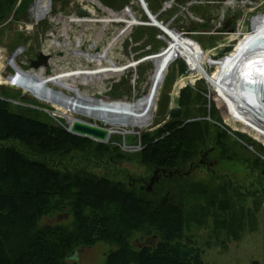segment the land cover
Returning a JSON list of instances; mask_svg holds the SVG:
<instances>
[{
  "label": "rangeland",
  "instance_id": "rangeland-1",
  "mask_svg": "<svg viewBox=\"0 0 264 264\" xmlns=\"http://www.w3.org/2000/svg\"><path fill=\"white\" fill-rule=\"evenodd\" d=\"M35 1L24 0L19 7L21 0L16 4L14 0H0V76L2 81L15 82L14 85L0 83V98L9 101L16 112L34 116L38 110L36 117L68 127L67 118L59 112V107H65L69 118L74 116L101 124L99 103L106 97L111 109L133 108L121 113L120 125L113 112H106L115 128L108 142L120 145L121 131L133 129L132 125L135 130L140 129L141 134L154 130L173 118L169 115L171 107L182 108L180 118L186 121L202 120L206 115L215 126L211 128V137L216 136L217 126L227 130L224 140L229 146L228 152L220 158L215 155L223 156L221 151H212L209 157L214 165L211 169L203 164L205 167L201 169L193 168L190 176L204 181L213 178L219 188H225V193L211 192L216 196L189 198L184 203V236L204 249V264H254L255 261L264 264V171L250 164L256 162L253 160L257 156H261L259 162L264 161V133L259 134L255 129V123L264 120V111L256 108L262 114L250 117L213 87L192 60L175 50L162 54L171 38L160 28L147 24L150 21L139 0H98L99 5L90 0H50V13L40 19L33 16ZM145 2L151 12L182 36L191 48L213 59L226 57L219 64L207 63L205 67L233 97L239 101L244 98L242 77L248 53L227 56L242 48L257 53L264 45V0ZM78 8L88 12L78 13ZM132 10L140 24L133 21ZM76 39H81L80 44L76 45ZM112 42L117 44L109 51ZM85 50L96 57V66L86 60H82L85 67L81 66L80 58ZM39 51L51 57L42 65L41 74L34 75L30 72L29 60ZM67 52L71 55L65 56ZM153 56L157 57L154 61L149 59ZM128 63L131 65L118 74V65ZM89 68L95 69L103 88L93 85ZM190 68L199 70V76L192 75L196 70ZM29 81L31 83H25ZM35 83L37 86L33 88ZM16 85H23L27 92ZM175 86L178 87L177 102ZM186 88L184 100L180 101L182 90ZM30 92H35L36 97L24 98ZM240 117L246 120L243 125L239 123ZM228 119H236V123L238 120L242 130L230 125ZM121 148L134 157L114 169L90 164V171L114 179H124L125 175L137 181L147 178L148 182L151 175L144 176L145 168L137 161L142 141L141 148L124 149L122 145ZM238 154L249 163L235 159ZM65 212L45 216L41 223H70L72 216ZM147 238L138 232L131 243L139 248L145 245ZM117 247L105 241L90 247L81 246L70 261L106 264L108 254Z\"/></svg>",
  "mask_w": 264,
  "mask_h": 264
},
{
  "label": "trees",
  "instance_id": "trees-1",
  "mask_svg": "<svg viewBox=\"0 0 264 264\" xmlns=\"http://www.w3.org/2000/svg\"><path fill=\"white\" fill-rule=\"evenodd\" d=\"M58 110L69 113L65 107ZM35 113L16 112L0 98V264H78L70 261L78 248L99 241L118 246L106 264H204V249L184 236V203L215 197L211 192L225 193L213 178L204 181L190 174L193 168L205 167L199 164L205 150L221 151L223 156L215 155L220 158L227 155L226 129L217 126L211 137L215 126L205 115L202 120L171 118L142 133L137 161L145 168L144 176L151 175L147 182L91 172L90 164L114 169L134 154L112 141L72 133ZM239 120L246 123L243 117ZM235 121L228 119L242 130ZM255 129L263 134L258 122ZM235 159L249 163L239 154ZM260 160L257 156L250 164L264 171ZM65 210L72 216L70 223H41L43 217ZM138 232L159 240L134 247L131 241Z\"/></svg>",
  "mask_w": 264,
  "mask_h": 264
},
{
  "label": "bare ground",
  "instance_id": "bare-ground-1",
  "mask_svg": "<svg viewBox=\"0 0 264 264\" xmlns=\"http://www.w3.org/2000/svg\"><path fill=\"white\" fill-rule=\"evenodd\" d=\"M90 1L93 3H96L98 5L100 4V2L98 0H90ZM144 10L148 16L149 21H150L147 24L154 25V26L160 28L165 34H167L171 38L170 43H168L166 48L162 49V54L167 55L170 51L175 50V51L179 52L181 56H184L186 59L192 60L195 64H197V66L199 67V69L201 70L203 75L206 74L205 75L206 79L208 77V79L210 81L209 83L213 87H215L224 97H226L231 103H233V105H235L237 108H239L243 112H246L250 117L257 118L258 114L261 113V112H258V110L256 108H261L264 111V45L261 46V48L259 49V51L257 53H254V52L249 51L245 48H242L238 51L232 52L231 54H229V56H227V58H229L236 53H238V54L241 52L248 53L249 59L246 62L247 68L243 72V77H242V86H243V89L245 91V95H244V98L239 101L235 97H233L228 92V90H226L220 84H218L217 81L212 77V75H210V73L207 69V67H208L207 63L212 64V65L213 64H219V63L223 62L226 59V57L221 58L220 60L213 59L211 56L200 53L196 48H194V47L191 48L183 40L182 36H179L177 34V32L172 30L169 26H167V24H164L163 21H160L158 19L157 14L151 12L149 5H148V11L150 12L151 16H153L156 21L149 17V12H147V9H145V7H144ZM32 11H33V16L35 17V19H40L42 17L44 18L45 15L49 14L51 11L50 0H36L34 5L32 6ZM85 18H89V16H86ZM132 18H133L134 22H136L137 24H140L139 18L135 14L134 10H132ZM102 28H101V30H103ZM255 37H256V43L259 44L258 39H257V35ZM121 39H123V38H121ZM121 39H117V41H119ZM67 41L68 42L70 41L69 35H68ZM80 42H81V39L77 40L76 45L80 44ZM116 44H117V42H112L109 46V51H111L113 46H115ZM70 55L71 54L67 52L65 56H70ZM156 58L157 57L153 56L149 59H152L154 61ZM82 60H86L89 63H94L95 66L97 65L96 57L94 55L88 54L87 50L82 52L81 58H80V63L82 64L81 66L85 67L84 64L82 63ZM112 61H114V63L118 64L115 61V59H113V58H112ZM130 65L131 64H129V63L127 65H118V74H121ZM205 66H207V67H205ZM191 70H196V69H191ZM30 72L33 73L34 75H39L42 72V67H40L39 69H30ZM58 73H61V70H58ZM89 78L92 81L93 85L95 84V85L103 88L101 80L96 76V72H95L94 68L93 69L89 68ZM25 83H31V82L29 81V82H25ZM12 85H14V84H12ZM16 86L21 87L26 91V89L24 88L23 85H16ZM36 86H37V83H35V86L33 88H35ZM30 93H33L36 96L35 92H30ZM131 109H133V108H129V109H113L112 108L111 109V107L108 104V100L106 97L101 98V101L99 103V111H101V113H102L101 114V117H102L101 121L107 123L112 130H115V128H114V125L109 121V119L106 115V112L107 113L113 112V114L116 115V123L118 125H120L122 123L121 113H128ZM154 109H155V107H154ZM63 116L68 117L66 115H63ZM73 117L74 116H72V118ZM72 118H69V119L71 120ZM257 122H258V130L260 132L264 133V120L261 122H259V121H257ZM132 127H133V130H135L134 125H132ZM136 129H138V128H136ZM125 131H127V130H125Z\"/></svg>",
  "mask_w": 264,
  "mask_h": 264
},
{
  "label": "water",
  "instance_id": "water-1",
  "mask_svg": "<svg viewBox=\"0 0 264 264\" xmlns=\"http://www.w3.org/2000/svg\"><path fill=\"white\" fill-rule=\"evenodd\" d=\"M143 5L146 7V3L143 2ZM88 11L84 8H78V13H87ZM147 12H149L147 10ZM149 17L153 20L154 17L151 16L149 12ZM229 19H231V16H229ZM156 21V20H155ZM229 24V22H228ZM227 25V24H226ZM233 30V29H232ZM100 49L99 46L96 47V51ZM51 55L45 54L43 51H39L36 57H32L29 60V67L34 69H39L42 67V65H46L48 63L49 58ZM24 90V89H23ZM36 97L33 93H30L28 95H25L24 98H34ZM55 114H57V111H54ZM170 117L173 118H180L183 115L182 108H170ZM67 118V121L69 123V126L67 129L75 134L81 135V136H87L94 140L100 141V142H108L111 134L115 131L110 128V126L102 122L101 124L89 122L82 120L80 118L73 117L71 120ZM122 133V147L124 149H131V148H141V132L139 129L137 130H127V131H121ZM155 178H157V175H154L151 178V181H153ZM157 238L156 235H154L152 238H147V242H153Z\"/></svg>",
  "mask_w": 264,
  "mask_h": 264
},
{
  "label": "flooded vegetation",
  "instance_id": "flooded-vegetation-1",
  "mask_svg": "<svg viewBox=\"0 0 264 264\" xmlns=\"http://www.w3.org/2000/svg\"><path fill=\"white\" fill-rule=\"evenodd\" d=\"M212 151L211 150H205L201 160H200V165L205 164L206 167H208V169L210 170L212 165H214V161H211L210 159V155H211Z\"/></svg>",
  "mask_w": 264,
  "mask_h": 264
},
{
  "label": "crops",
  "instance_id": "crops-1",
  "mask_svg": "<svg viewBox=\"0 0 264 264\" xmlns=\"http://www.w3.org/2000/svg\"><path fill=\"white\" fill-rule=\"evenodd\" d=\"M8 79H9V78H8ZM0 83H11V84H13V83H15V82H14V80H10V79L7 80V81H2V80H1V76H0ZM68 114H69V113H68Z\"/></svg>",
  "mask_w": 264,
  "mask_h": 264
},
{
  "label": "built area",
  "instance_id": "built-area-1",
  "mask_svg": "<svg viewBox=\"0 0 264 264\" xmlns=\"http://www.w3.org/2000/svg\"><path fill=\"white\" fill-rule=\"evenodd\" d=\"M140 2H141V4L143 5V3H142V0H139ZM143 2H145V0L143 1ZM146 3V2H145ZM145 6L143 5V8H144ZM145 9H147L148 10V7H147V3H146V7H145ZM30 69H34V68H30Z\"/></svg>",
  "mask_w": 264,
  "mask_h": 264
}]
</instances>
